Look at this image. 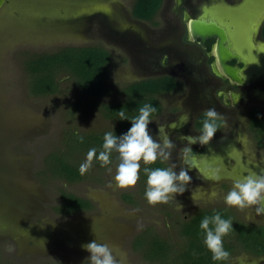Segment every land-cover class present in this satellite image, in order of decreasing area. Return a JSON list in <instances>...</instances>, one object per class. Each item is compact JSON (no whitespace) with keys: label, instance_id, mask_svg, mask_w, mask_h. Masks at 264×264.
<instances>
[{"label":"rangeland","instance_id":"obj_1","mask_svg":"<svg viewBox=\"0 0 264 264\" xmlns=\"http://www.w3.org/2000/svg\"><path fill=\"white\" fill-rule=\"evenodd\" d=\"M135 2L8 0L3 8L0 14V264H90L87 260L90 253L82 245L95 239L107 243L120 264H174L178 252L187 245L181 233L182 225L200 211L226 209L237 221L248 225L264 221V215L255 214V207L250 212L241 211L227 206L223 199L234 181L250 171L260 174L264 170V147H257L246 129L241 128L240 133L247 141L246 146L235 137L236 143L231 141L234 147H221H224L221 162L210 159L211 156L200 164L202 158L198 160V171H191L186 163L184 149L190 145L181 135H199L194 127L199 112L193 113V105L185 100L190 89L183 83L180 90L157 96L161 111L149 124L156 139H160L158 126H163L177 147L169 160H161L168 167L175 164L177 173L184 168L192 178L186 191L176 196L177 202L154 206L147 202L142 162L140 180L135 187L117 188L114 175L118 155L107 167L94 161L84 177L74 182L51 171L53 156L77 167L85 161L87 152L75 151L79 148L72 145L77 137L103 136L110 131L117 136L126 133L119 119L104 115V107L125 103L124 90L129 85L158 77L160 73L153 72V67L165 60V53L174 44L180 43L182 50L186 48L181 37L187 24L174 15L176 0H164L156 17L152 21H139L141 24L133 16ZM208 3L211 4L205 11L208 16L228 25L238 47L244 43L248 58L264 66V52H261L264 46L256 48V30L254 27L249 30L250 22L257 23L264 15V0ZM160 46H164V52H158L153 62H146ZM68 47H101L110 53L111 61L103 80L104 94L89 97L67 71L57 75L58 90L53 94L33 93L28 63L35 57L56 54ZM190 59H197V55L190 54ZM185 113L190 115V121L179 127V117ZM172 123H177V128H170ZM226 131L232 132L229 125ZM213 143L211 140L205 146ZM195 145L202 147L199 143ZM220 146L215 144L213 150ZM211 163L219 169V180L203 177H210L216 171L210 167ZM231 168L237 169L238 176L231 175ZM214 190L218 195L212 198ZM62 193L90 200L92 208L70 215L59 213L56 208ZM158 239L170 245L167 254L153 252ZM228 264H264V259L243 252Z\"/></svg>","mask_w":264,"mask_h":264},{"label":"trees","instance_id":"obj_2","mask_svg":"<svg viewBox=\"0 0 264 264\" xmlns=\"http://www.w3.org/2000/svg\"><path fill=\"white\" fill-rule=\"evenodd\" d=\"M163 0H136L133 8V16L136 19L152 21L159 13ZM111 61L110 53L101 47H68L56 54H44L28 63V69L32 76V91L34 94L47 95L53 94L58 90L57 75L62 71H67L73 75L82 92L89 97H99L104 94L106 87L103 82L108 65ZM177 84L172 80H148L135 82L129 85L124 93L127 94L125 103L119 105H109L104 107V115L107 118L119 119L118 112L123 109L128 119L138 115L139 108L144 104H151L157 111L152 114L153 118L161 111L157 96L175 90ZM254 125L255 118L258 125L263 126L258 114L253 113ZM203 118L197 122V128L202 129ZM120 120V119H119ZM122 130L128 131L131 127L130 120H120ZM217 123V121H216ZM104 136V135H103ZM103 136H90L80 142L79 137L75 139L72 145L78 147L75 151L88 152L89 147H95L99 152L102 149ZM118 155L113 152L111 160ZM54 162L48 164L55 175L66 179L69 182L81 180L84 175L79 172V167L69 164L65 159L59 156L51 158ZM50 160V159H49ZM150 168H167L163 160L159 159L155 164L145 165ZM144 168V167H143ZM142 178L146 181L147 177L142 169ZM92 208L90 200L75 196L70 193H62L61 201L56 210L63 214H74L79 211H87ZM219 213L224 219H231L233 231L223 238V245L226 251L230 253L228 260L213 261L212 254L203 243L204 233L199 225L204 217H210ZM181 233L187 239V245L184 250L178 252L172 261L174 264H228L233 257L239 253H250L254 256H264V229L256 228L244 222L237 221L229 210L211 209L203 210L193 216L189 221L182 225ZM165 241L159 240L153 246V252L158 254L168 253L171 248ZM171 255V254H169ZM156 258V257H155ZM171 260V256L168 258ZM164 261V260H162ZM167 262V261H166Z\"/></svg>","mask_w":264,"mask_h":264},{"label":"clouds","instance_id":"obj_3","mask_svg":"<svg viewBox=\"0 0 264 264\" xmlns=\"http://www.w3.org/2000/svg\"><path fill=\"white\" fill-rule=\"evenodd\" d=\"M264 52V51H261ZM157 109L151 104H144L139 108L138 115L128 119L121 109L118 112L120 120H130V129L119 136L113 131L106 132L103 136L102 149L98 152L95 147L89 149L86 159L79 166L81 175H85L93 166L94 161H98L102 167H107L112 163L113 152L118 154V164L116 165L114 181L119 189H129L135 187L140 180L141 162L144 165H152L159 159L169 160L176 145L169 138L163 126H158L160 139H156L150 132L149 124L152 121V114ZM219 113L214 107L208 108L204 112L202 129L198 136H183L181 139L187 141L190 147H185L184 157L187 159L192 154L191 145L199 143L201 146L209 144L218 131L216 121ZM190 121V115L185 113L179 117V127ZM177 123L169 125L170 128H177ZM80 136V142H83ZM237 139L246 146V139L238 136ZM173 164L167 168L144 167L143 172L147 177L145 198L150 205L167 204L175 200L177 195H182L191 182V176L184 168L179 172L175 171ZM109 171L111 169L109 168ZM219 169L212 176H204L205 179L219 180ZM218 193L214 190L211 193L215 198ZM193 200L195 197L192 195ZM224 203L229 207L238 210H249L255 207L257 216L264 215V170L260 174L250 171L233 182L231 189L224 195ZM177 202V201H176ZM181 207V206H180ZM204 233L203 243L212 254L213 261L228 260L230 253L225 250L223 238L233 231L231 219H224L219 213L210 217H204L199 225ZM90 253L87 258L90 264H120L113 255L112 248L107 243H98L93 240L82 245Z\"/></svg>","mask_w":264,"mask_h":264},{"label":"flooded vegetation","instance_id":"obj_4","mask_svg":"<svg viewBox=\"0 0 264 264\" xmlns=\"http://www.w3.org/2000/svg\"><path fill=\"white\" fill-rule=\"evenodd\" d=\"M209 1L210 0H176L174 15L183 18L187 24L186 31L182 33L181 37V39H184L182 44L185 45L186 48L182 50L180 43H173L174 46L168 49L170 52L165 53V60L153 67V72L160 73V75L156 78L144 80H160L166 78L167 80L174 81L175 84H177V88L170 92L162 93L165 95L180 90L182 83L189 87V95L184 98L185 100H189V103L193 105L195 110L193 113L199 112L194 122L195 133L197 134L201 131L197 128V122L200 118L204 117L206 109L214 107L219 113V118L217 120L218 131L212 139L214 143L211 144L210 147L204 145L201 148L195 144L191 145L193 155L185 160L191 171H198V160H201L202 158L204 160L200 161V164L202 162L205 163L207 158H210L211 156L212 158L210 159H216L218 162H221L223 160L221 158V153L224 148L221 149V147L223 145L234 147L231 141L235 140V137L237 138L240 136L241 128L246 129L247 132L254 137L257 147H264V66H262V63L256 65L248 58V54L244 52V43L240 48L238 47L236 36L231 33V29L227 25L229 32L233 35L235 48H237V51L241 56L240 60L233 59L230 62V65L237 69H243L241 77L243 78L244 83L240 84L234 82L223 73L217 56L218 40L215 38H208L205 44H203L200 38L195 39L191 34L190 22L192 19L208 18L217 20L208 16L205 12L207 11V8L211 7V4L208 3ZM7 2L8 0H6V4ZM139 21L147 22L137 19L138 23ZM250 23L249 30L253 27L256 30L254 38L257 45L256 48H259L260 45L264 46V15L257 23ZM257 39L260 40V43L257 42ZM160 47L161 48L156 49V52L152 54V57H149L146 62H153L156 57L158 58L160 52H164V46ZM174 47H176V49ZM188 49L189 51H187ZM190 54H196L197 59H190ZM244 61H247V65L243 63ZM247 74L250 76H247ZM253 113L260 116L263 125L262 127L258 125V116L255 118L257 127L254 125ZM227 125L230 126L233 133L231 131H226ZM221 139L226 140L222 141ZM236 141L237 140H235V143ZM215 144H221L219 149L213 150ZM176 148L177 147H175V149ZM233 161L234 159L232 162ZM212 163L210 167L213 170H216V167L213 166ZM243 171L244 170H241V173ZM238 173L237 169L231 168V175L238 176ZM251 226L264 229V221L251 224ZM254 257L257 259H264V256Z\"/></svg>","mask_w":264,"mask_h":264},{"label":"water","instance_id":"obj_5","mask_svg":"<svg viewBox=\"0 0 264 264\" xmlns=\"http://www.w3.org/2000/svg\"><path fill=\"white\" fill-rule=\"evenodd\" d=\"M6 4V0H0V14ZM191 34L195 39L200 38L205 44L208 38L218 40L217 56L223 73L232 81L243 84L241 73L243 69H237L230 65L234 60H240V53L235 48L233 35L226 24L208 18L192 19L190 22ZM247 65V61L243 62ZM197 166V165H196Z\"/></svg>","mask_w":264,"mask_h":264}]
</instances>
